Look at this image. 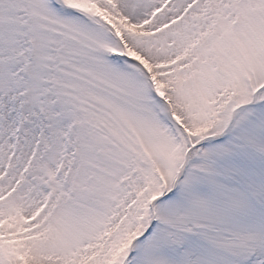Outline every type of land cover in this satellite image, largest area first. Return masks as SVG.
<instances>
[{
	"label": "snow or ice",
	"instance_id": "6c2138e0",
	"mask_svg": "<svg viewBox=\"0 0 264 264\" xmlns=\"http://www.w3.org/2000/svg\"><path fill=\"white\" fill-rule=\"evenodd\" d=\"M0 264H264V0H0Z\"/></svg>",
	"mask_w": 264,
	"mask_h": 264
}]
</instances>
